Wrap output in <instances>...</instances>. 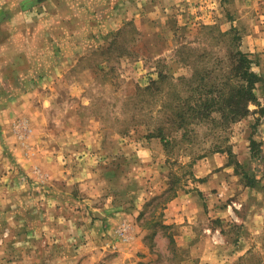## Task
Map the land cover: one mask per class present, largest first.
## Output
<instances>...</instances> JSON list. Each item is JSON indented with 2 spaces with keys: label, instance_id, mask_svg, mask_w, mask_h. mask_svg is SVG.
Wrapping results in <instances>:
<instances>
[{
  "label": "rangeland",
  "instance_id": "obj_1",
  "mask_svg": "<svg viewBox=\"0 0 264 264\" xmlns=\"http://www.w3.org/2000/svg\"><path fill=\"white\" fill-rule=\"evenodd\" d=\"M18 1L0 10V81L21 51L44 58L42 69L51 56L62 64L25 112L0 108V211L45 214L44 230L28 220L20 252L7 253L16 264H264V87L223 129L193 123L180 144L154 136L198 87L179 78L215 77L235 50L254 71L258 44L244 47L245 27L223 28L222 2L168 14L164 0L45 1L20 18ZM254 5L245 4L249 23L262 18ZM218 15L219 27L208 23ZM52 183L70 199L37 204ZM8 225L1 218L0 243Z\"/></svg>",
  "mask_w": 264,
  "mask_h": 264
},
{
  "label": "crops",
  "instance_id": "obj_2",
  "mask_svg": "<svg viewBox=\"0 0 264 264\" xmlns=\"http://www.w3.org/2000/svg\"><path fill=\"white\" fill-rule=\"evenodd\" d=\"M12 0H0V10L1 7L4 6L5 8L10 6ZM45 1H52V3L59 4L62 0H19V10H18V16L20 17L23 15V13H26L29 8L37 7L38 4H41ZM164 13H171L172 6L178 5L181 3L182 5L180 8V11L184 10L182 7H187L186 5H189L188 7H195V5H198L199 0H164ZM221 3V8L226 9V15L228 22L221 24L223 28H234V27H245L247 30H245L241 36L243 38L242 43L244 47H249L251 45H255V49H246L250 52H255L257 56V64L255 65L254 71L257 72V74L262 78V81L260 82L261 86L264 87V7L261 6V2L263 3L264 0H250L252 4H255L253 8L256 9V11H260L261 13V20L259 22H251L249 23L247 20H243L244 17V11H245V4L248 0H218V3ZM137 6H139L138 1L136 2ZM264 4V3H263ZM73 7V5H71ZM72 7H68V10H70ZM187 7V8H188ZM240 7H243L239 10ZM70 8V9H69ZM190 9V8H189ZM61 9L59 12H63ZM241 12V14H240ZM1 13V12H0ZM243 13V14H242ZM15 17V16H14ZM220 16L218 15L215 19V22H208L209 24H215L218 25L220 23ZM40 23V22H39ZM248 24V26H246ZM24 27V26H23ZM73 25H70L69 23L64 26V28H67V30L71 29ZM219 27V25H218ZM242 28V29H243ZM260 28L262 30H260ZM258 29V31H257ZM261 31V32H260ZM261 34V35H260ZM258 36V39H255V37ZM261 37V38H260ZM263 37V38H262ZM39 37L37 36L36 40ZM40 42H43V38L40 37ZM47 41V40H46ZM48 42V41H47ZM26 52V51H25ZM16 54V53H15ZM14 56V62L9 63L8 66L5 67L4 70V79L0 81V87L3 86V94L0 96V108L4 111V116H10L12 113L17 112L20 113L22 110H24V106L28 103V95L34 92H40L43 91V89L46 88V86H49L53 80L58 75V70L61 66V58L59 56H51L48 57L50 60V63L47 64L46 69H42L40 65H38V59H44V58H34L30 57L28 58L27 54L21 53L16 54ZM25 58V59H24ZM36 62V67L33 65ZM33 62V63H32ZM31 63V64H30ZM264 90V89H262ZM27 101V102H26ZM26 102V103H23ZM5 109V110H4ZM12 111V112H11ZM26 109L24 110V112ZM11 112V114H9ZM23 114H26L24 113ZM16 115V114H15ZM17 116V115H16ZM117 179V178H113ZM44 183V182H41ZM54 185V183H52ZM52 185V186H53ZM50 186V185H49ZM48 186V188H50ZM64 188V187H62ZM59 191H55V185L54 189L47 190V193H41L39 196L35 198V201L37 204H41L44 207V204L47 206H55L57 203H61L63 200H69L70 196L66 195L64 197L58 196ZM26 198L25 195L20 193L15 200L16 203L23 202ZM188 198V197H185ZM27 200V199H26ZM54 206L52 208H54ZM39 211L35 213L34 217H30L29 214L26 216H23L20 214L19 216L16 215V213H13L12 211H7L6 213H3L0 211V220L1 218H4L8 221L9 225L8 228L5 229V233L3 235L2 241L0 243V253L4 251V255L0 256V264H16V260L12 258V256H9V252H20L21 249L18 250L19 245L22 243V240H25L23 236L24 235L23 227L25 222L28 223V220H36L38 225H40L38 228L33 227V230L31 232H36L38 234L39 230H44V223L45 220V214L43 211V208H38ZM51 215L54 214V211L51 209ZM47 216V214H46ZM55 216V215H54ZM51 217V216H50ZM48 219V216H47ZM40 220V223H39ZM51 220V219H50ZM43 227V228H41ZM47 231V230H46ZM29 233V232H28ZM41 234V233H39ZM33 235V233H32ZM1 237V235H0ZM3 257V258H2Z\"/></svg>",
  "mask_w": 264,
  "mask_h": 264
},
{
  "label": "trees",
  "instance_id": "obj_3",
  "mask_svg": "<svg viewBox=\"0 0 264 264\" xmlns=\"http://www.w3.org/2000/svg\"><path fill=\"white\" fill-rule=\"evenodd\" d=\"M208 28L212 29V27ZM233 31L231 29L229 34ZM219 34L224 35L221 32ZM231 37V42L239 40L236 35ZM229 58V68L219 71L215 77L212 75L213 71L202 75L196 71L189 79L179 78L180 81L196 83L198 87L192 88L184 95L179 92V95L185 97L178 98V106L174 111L177 118L171 120L169 126L158 127L154 135L156 138L166 145L171 141L184 143L190 139L189 135L194 129L189 130L188 126L193 123V125L207 124L212 129L217 127L223 129V126L234 123L248 113L247 104L256 102L255 88L262 78L253 71L252 60L247 54L235 50ZM205 80L209 83H204ZM172 130L180 132L178 139L176 137L170 139ZM176 195L174 193L171 198Z\"/></svg>",
  "mask_w": 264,
  "mask_h": 264
}]
</instances>
